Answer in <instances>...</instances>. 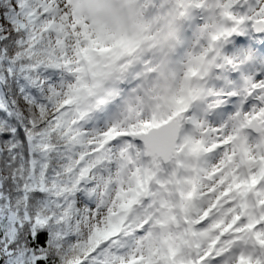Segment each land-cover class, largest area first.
<instances>
[{"label": "snow or ice", "instance_id": "snow-or-ice-1", "mask_svg": "<svg viewBox=\"0 0 264 264\" xmlns=\"http://www.w3.org/2000/svg\"><path fill=\"white\" fill-rule=\"evenodd\" d=\"M0 264H264V0H0Z\"/></svg>", "mask_w": 264, "mask_h": 264}]
</instances>
